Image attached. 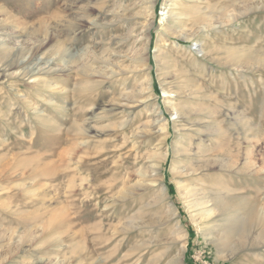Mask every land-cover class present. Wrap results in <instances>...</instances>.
Masks as SVG:
<instances>
[{
    "label": "rangeland",
    "instance_id": "obj_1",
    "mask_svg": "<svg viewBox=\"0 0 264 264\" xmlns=\"http://www.w3.org/2000/svg\"><path fill=\"white\" fill-rule=\"evenodd\" d=\"M147 1L0 0V264H264V0Z\"/></svg>",
    "mask_w": 264,
    "mask_h": 264
},
{
    "label": "bare ground",
    "instance_id": "obj_2",
    "mask_svg": "<svg viewBox=\"0 0 264 264\" xmlns=\"http://www.w3.org/2000/svg\"><path fill=\"white\" fill-rule=\"evenodd\" d=\"M147 2H151V7H153V5H154V0H148ZM192 3H194V2H191L190 4H192ZM175 3L173 2V3H171V4H169V7H171V6H173ZM193 5V4H192ZM200 8L201 7H199V8H196L192 13H190L189 14V16L187 15V17L190 19H203V20H205V19H207V17H206V14H204L203 13V11H201L200 10ZM204 8V7H203ZM208 8V7H207ZM206 8V9H207ZM172 9V8H171ZM209 9V8H208ZM255 9V8H254ZM114 10V9H113ZM170 10V8L168 9H166V11H163L162 12V15H165V14H167V13H169V12H171V11H169ZM222 10V9H221ZM117 11V10H116ZM208 11V10H207ZM213 11V10H212ZM226 11V10H225ZM177 12V11H176ZM209 12H210V9H209ZM222 13V12H221ZM212 14V13H211ZM244 13L241 11V12H237L235 9H232V11H231V9L228 11V13H226V15L227 16H231V17H235V18H238V17H241L242 15H243ZM185 15V14H184ZM214 15H215V13H214ZM180 16V15H179ZM212 16H213V14H212ZM187 18V19H188ZM186 19V20H187ZM188 19V20H189ZM208 20V19H207ZM176 21H178V20H176ZM182 21V20H181ZM114 22V21H113ZM184 24V23H183ZM150 26H152L151 24H149V26L147 27V29L146 30H149V28H150ZM213 26V25H212ZM199 28V27H198ZM171 29V28H170ZM200 29V31L198 30L197 31V33L198 32H201L202 30H201V28H199ZM167 30V29H166ZM168 31H169V29H168ZM175 32V31H174ZM147 33V32H146ZM196 33V32H195ZM196 33V34H197ZM195 34V35H196ZM207 35H208V33H207ZM207 35H205L206 37H207ZM204 36V35H203ZM144 37V36H143ZM146 37V36H145ZM182 38H187V36H182ZM147 41H148V39H147ZM197 41V40H196ZM199 42V41H198ZM202 42V41H201ZM198 44V43H197ZM196 44V45H197ZM200 46H198L199 47V51H202L203 49H202V45L201 44H199ZM0 47L1 48H4V49H6V43H5V40L4 39H1L0 40ZM61 47H58V49H60ZM144 49H146V46H144L143 47ZM198 51V52H199ZM7 52V51H6ZM238 52H240V51H237V53ZM241 52H243V51H241ZM240 52V53H241ZM204 53V52H203ZM237 53L235 52V51H231V56H229V57H235L236 58V55H237ZM7 54L8 53H6V55H5V53L3 54L4 55V57H2V58H6L7 57ZM204 55V54H203ZM241 55H242V53H241ZM240 55V56H241ZM9 56V55H8ZM242 56H245V55H242ZM159 57V56H158ZM163 57H164V55H163ZM1 58V57H0ZM238 58V57H237ZM241 58V57H240ZM10 59V62L7 64V66H10V67H17V65L18 64H16V62L17 61H15L12 57H10L9 58ZM142 59V58H141ZM233 59V58H232ZM243 59V58H242ZM143 60V59H142ZM235 61V60H234ZM20 64V63H19ZM135 67L134 68H136V64L134 65ZM44 69L42 68V67H38V69H37V71L36 70H34V71H30V75H35L36 73H39V72H42ZM134 70V69H133ZM8 71V69H6V68H0V77H6L9 73L7 72ZM171 83V82H170ZM142 84H140V86H141ZM172 86V85H171ZM170 86V87H171ZM177 86V85H176ZM174 87V86H173ZM172 89V88H171ZM171 89L169 88V89H163V92L165 93V92H171ZM143 90V89H142ZM131 93V95L129 94V95H126V98H133L132 99V101H131V103L132 102H137L138 100H136V99H138V98H140L139 96H141L142 95V91H141V88H138L137 90H135V91H130ZM133 92V93H132ZM192 93V92H191ZM165 96V95H164ZM165 97H167V96H165ZM169 98V97H168ZM126 100V99H125ZM167 100V99H166ZM128 101V100H127ZM168 103L169 104H171L170 103V101H172L171 100V98H169L168 100ZM130 102V101H129ZM138 102H140V101H138ZM141 102H143V101H141ZM130 103V104H131ZM174 103V102H173ZM136 104V103H135ZM140 104V103H139ZM138 104V105H139ZM166 104V103H165ZM171 107H172V109H173V113H172V115L173 114H175V115H179V114H190V111H191V109H184V108H182V107H178L177 105H170ZM119 107H121V105L120 106H118V108L117 109H119ZM113 110V109H112ZM189 116V115H188ZM185 117H187V116H185ZM177 118V117H176ZM184 118V117H183ZM185 119V118H184ZM191 119V118H190ZM186 120V119H185ZM187 122V121H186ZM184 124H185V122H184ZM188 124H190V126L192 127V126H194L195 125V127H196V125L197 126H199V125H201L199 122H197V123H195L193 120H190L189 122H188ZM186 125V124H185ZM139 127H141V126H139ZM164 123H161V125H160V130H162V131H165L164 130ZM195 127H194V129H195ZM138 128V127H137ZM193 128V127H192ZM201 128V127H200ZM199 128V129H200ZM145 129V128H144ZM194 129H192V130H194ZM197 129V128H196ZM198 129V130H199ZM86 130L88 131V132H91V131H94V128H92V127H87L86 128ZM191 130V129H190ZM139 131V130H138ZM140 131H142V132H140V136H145L146 135V133H149L150 131H144V130H141L140 129ZM152 131V130H151ZM194 131H196V130H194ZM159 132V131H158ZM153 134V133H152ZM131 135H134V134H131ZM139 136V137H140ZM198 138V137H197ZM117 139V138H116ZM200 139V138H199ZM198 139V140H199ZM142 141H144V140H142ZM187 145V144H186ZM185 145V146H186ZM190 146V145H189ZM120 147V146H119ZM181 147V146H180ZM182 148V147H181ZM192 148V147H191ZM190 147L188 148H183L182 149V152H184V154H185V156L186 157H189L190 158V160H192V157L193 156H197V160L195 161V162H191L190 164H189V166H188V170L189 171H192V172H196V171H202V170H205V169H207V167L209 166V164H210V160H208V158L206 157V155H208V152H207V148L205 147V146H198L197 147V149L194 151L195 153H190V149H191ZM181 150V149H180ZM194 150V149H193ZM192 150V151H193ZM179 151V150H178ZM157 154H159V153H155V155H153V157H158V155ZM181 155H183V154H181ZM166 157H167V153H162V154H160L159 155V162H158V164L159 165H161V163H162V161L164 160V159H166ZM186 157H184V158H186ZM147 168V167H146ZM150 168H151V171H155L154 170V168H152V165L150 166ZM186 168V167H185ZM156 169V168H155ZM146 172H143V174H145ZM202 173H204V172H202ZM152 181V180H151ZM151 186V185H150ZM160 188V193L159 194H157L156 195V200H159V198L161 197L160 196V194H162L163 196L166 194V188H165V186L163 185V186H161V187H159ZM190 191H192V195H193V197H194V199H195V202L193 201V205H195V206H199V205H201V204H203V203H209L210 204V206H211V209H215L216 211H218V214H217V216H215V219H213L212 221L214 222V226H217V223H218V220H220L222 217H224V213H228L231 209H232V207L235 205V203L233 202V201H230L231 203H227V202H225L221 197H220V194H217V193H206V194H204L203 196H198V193H196V191H193V190H190ZM205 206V205H204ZM190 207V206H189ZM210 209V210H211ZM203 212V211H202ZM203 214V213H202ZM204 214H206V212H204ZM207 216H209V215H211V212H209V213H207L206 214ZM252 209L245 215V217H244V220L246 219V221H248L250 218H252ZM236 220V219H235ZM238 220V219H237ZM236 220V221H237ZM226 221H227V223H226V226H225V228H224V230H223V232H217V234H216V237H215V239H213V242H215V244L216 245H221V246H225L226 247V245L228 244V243H230L231 242V240H233V239H231L233 236H237L238 237V240H242L243 239V228H244V224H243V222H242V224H240V226H239V228H237V223L235 224V222L236 221H232V219H231V217L228 215V216H226ZM260 224L261 225H264V217H260ZM212 228V227H211ZM264 229V228H263ZM234 230H236V231H234ZM210 231V230H209ZM219 231V230H218ZM233 231L234 232H236V234L235 233H233ZM263 231V233L262 234H264V230H262ZM207 235H209V232H208V234ZM262 236V235H261ZM264 236V235H263ZM224 247V248H225ZM234 251L231 249L230 250V256H232L234 253H233ZM229 256V257H230Z\"/></svg>",
    "mask_w": 264,
    "mask_h": 264
}]
</instances>
